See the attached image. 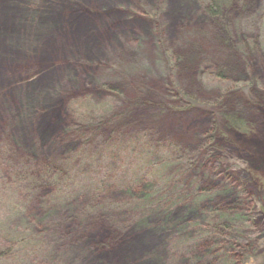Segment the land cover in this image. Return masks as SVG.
<instances>
[{"label":"rangeland","instance_id":"obj_1","mask_svg":"<svg viewBox=\"0 0 264 264\" xmlns=\"http://www.w3.org/2000/svg\"><path fill=\"white\" fill-rule=\"evenodd\" d=\"M203 1L0 0V264H264V153L249 162L215 113L236 87L264 93V0L223 24ZM242 112L264 148V106ZM101 162H154L160 191L185 198L147 220L80 213L89 194L56 171ZM104 197L130 200L119 182ZM225 213L234 232L212 231Z\"/></svg>","mask_w":264,"mask_h":264},{"label":"trees","instance_id":"obj_2","mask_svg":"<svg viewBox=\"0 0 264 264\" xmlns=\"http://www.w3.org/2000/svg\"><path fill=\"white\" fill-rule=\"evenodd\" d=\"M238 1L241 4H244V0H204L201 4L204 6V12L207 13L210 18H213L220 22V24H223L222 21H224L226 13ZM172 62L174 63V60ZM167 69L171 71V66L168 65ZM220 75H222L221 72ZM229 93V95H239L241 97L240 101L231 106L232 109L222 103H217L215 106V113L228 131L229 137L227 139L230 140L231 143L244 154V157L249 162H251V160L264 153L263 140L256 133L254 124L245 118L242 108L246 106H264V93H260L262 95L261 97L249 98L246 96V87H236L232 91L229 90ZM191 101L189 100V103H192ZM100 124V122H97L90 126L95 128ZM234 136L239 140H237ZM103 163L104 162H101V166H99V168H95L93 171H90V173H86L83 170H78L77 168L65 170V175H61L60 172L56 171V174L61 176V182L59 180V184H57L58 186H66L64 188L65 190H69L67 187H71V189L75 188L76 190L74 189V191L89 194V199L92 201H90L88 204L91 205L86 204L82 210L79 209V212L81 211L80 213L97 210L101 212V217L108 218L110 220V212L112 213V210H121L125 208L132 211H139L142 213L143 220H147L146 212L150 211V209L155 205L156 207L165 205V209H168L175 205L180 199L185 198L183 193H178L175 196H169L163 191H160L163 190L164 187H162L159 181L155 180V177L151 178L155 173L157 176H161L162 173H160L157 169H153V171H151L152 167L154 168V166L159 168V166H157L154 162H130L127 167L124 166L125 170L121 171H117V169L115 170L113 166L109 165V162H105L106 165H102ZM174 163L175 162H160L158 165L162 164L160 168L164 169L166 167H170L172 164L175 165ZM101 168L106 171H102ZM148 168H150V170H148L149 174L145 175V169ZM54 171L55 170L52 164L47 163L44 166V171L42 172L40 178L44 177L47 183H53V180L57 179L55 176L51 175L55 173ZM50 176L51 178H48ZM27 177L31 178V180H34V178L31 176ZM169 180L166 182L168 183L167 188H174V185L171 184L173 179L171 182H169ZM115 182H119L120 187L122 188V194L125 195V198L129 197V201L126 202L123 201V199L116 200L104 197L109 193L110 190L114 189ZM81 188L82 190H80ZM72 192L73 191H71V193ZM203 198L204 196L200 197L196 203L200 202ZM94 200H96L97 203ZM190 207H192L191 209H195V204L193 203ZM79 212L76 214L70 213V217L80 219L81 216H78L80 215ZM170 215L171 211L166 214V217L169 220L172 219L171 217H168ZM240 219L241 217L237 214L228 215L225 213L220 214L215 221L210 219L209 224L211 230L214 232H218L221 229L233 233L237 222ZM174 222L178 223L177 220H174ZM165 225H167L166 222Z\"/></svg>","mask_w":264,"mask_h":264},{"label":"bare ground","instance_id":"obj_3","mask_svg":"<svg viewBox=\"0 0 264 264\" xmlns=\"http://www.w3.org/2000/svg\"><path fill=\"white\" fill-rule=\"evenodd\" d=\"M255 70H256V71H260L259 68H256ZM132 75H133V78L137 77L136 73H132L130 76L132 77ZM148 81H154V78H152V77H148Z\"/></svg>","mask_w":264,"mask_h":264}]
</instances>
